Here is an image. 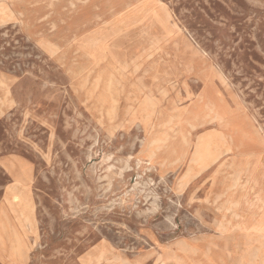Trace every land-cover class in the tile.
<instances>
[{"label": "rangeland", "instance_id": "obj_1", "mask_svg": "<svg viewBox=\"0 0 264 264\" xmlns=\"http://www.w3.org/2000/svg\"><path fill=\"white\" fill-rule=\"evenodd\" d=\"M0 264H264V0H0Z\"/></svg>", "mask_w": 264, "mask_h": 264}, {"label": "bare ground", "instance_id": "obj_2", "mask_svg": "<svg viewBox=\"0 0 264 264\" xmlns=\"http://www.w3.org/2000/svg\"><path fill=\"white\" fill-rule=\"evenodd\" d=\"M167 12H168V19H169V21L172 23V25L176 28V26L174 25V23H173V21L172 20H170V18H172V16H171V14H170V12L167 10ZM145 104H146V106L147 107H150V104L147 102V101H145ZM95 165V164H94ZM24 174V173H23ZM27 178H28V176H27ZM19 180V179H18ZM144 190V189H143ZM150 197V196H149ZM146 199H148L147 197H145ZM156 201V200H155ZM158 205V204H157ZM160 205V204H159ZM160 208V207H159ZM24 209H25V204H24ZM154 210V209H153ZM26 211V210H25ZM154 212H155V210H154ZM21 218H23L25 221H27V220H29V216L28 215H26L25 213H22L21 212V216H20ZM21 249V248H20ZM20 251V250H19ZM18 251V252H19ZM24 252V250H21V252ZM23 256V255H22Z\"/></svg>", "mask_w": 264, "mask_h": 264}]
</instances>
